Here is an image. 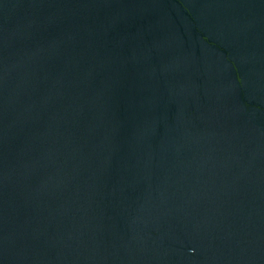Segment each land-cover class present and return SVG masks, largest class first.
<instances>
[{
    "label": "water",
    "instance_id": "water-1",
    "mask_svg": "<svg viewBox=\"0 0 264 264\" xmlns=\"http://www.w3.org/2000/svg\"><path fill=\"white\" fill-rule=\"evenodd\" d=\"M0 264H264V0H0Z\"/></svg>",
    "mask_w": 264,
    "mask_h": 264
}]
</instances>
